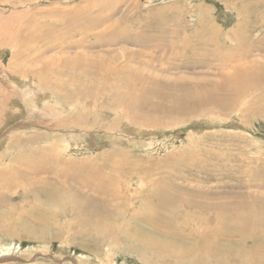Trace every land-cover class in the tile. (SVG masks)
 I'll return each instance as SVG.
<instances>
[{
  "label": "rangeland",
  "instance_id": "1",
  "mask_svg": "<svg viewBox=\"0 0 264 264\" xmlns=\"http://www.w3.org/2000/svg\"><path fill=\"white\" fill-rule=\"evenodd\" d=\"M190 39L199 48L194 58L176 45ZM253 43L261 47L250 50L252 59H243L242 50H249ZM47 49L52 52L42 53ZM232 51L236 57L228 61ZM81 53L97 66L76 65L75 76L66 73L72 80L63 91L61 84L67 80L53 79L49 62L54 58L60 61L58 69L66 70L64 62ZM201 54H208L210 63ZM253 60L255 67H261L260 83L244 82L241 92L229 81L231 71L235 74L246 67L249 74ZM18 69H35L37 79ZM106 72L114 74L109 77ZM130 77L134 86L128 82ZM125 81L129 86L123 85ZM220 83L228 84V89L211 97ZM154 86L158 92H149ZM141 92L149 95V104L135 111L138 122L128 115L125 104L133 93ZM261 93L264 0H0V169L8 171L18 157L19 162L26 157L44 159L43 171L55 175L60 169L71 173L61 162L71 163L82 180L92 168L107 176L115 174L113 199L108 192L106 198L104 192L88 190L83 200L78 183L59 186L53 175H44L41 181L29 169L27 179L42 182L38 185L42 189L61 190L62 199L47 202L44 196L32 194L37 200L27 203L21 197L23 178L21 187L3 192L0 264H180L184 246L190 250L200 230L219 231L226 224L202 225L196 210L183 204L179 220L150 225L153 233L147 237L136 232L139 219L133 211L141 212L144 200L159 203V194L196 200L193 190L206 197L198 201L207 204L211 215L217 205L264 203ZM230 96L228 106L212 107L214 101L226 103ZM144 98L136 100V108ZM139 175H145L146 181ZM17 179L21 181L20 176ZM163 183L175 187L161 190ZM147 189L152 191L149 197ZM118 211L126 212L127 219L120 218ZM78 212L89 220L79 221ZM6 227L12 231L10 236ZM255 240L252 236L250 242ZM165 246L172 251L165 253ZM226 258H221L226 261L223 264H238L231 256ZM263 259L250 254L244 261L264 264ZM196 264L216 263L199 259Z\"/></svg>",
  "mask_w": 264,
  "mask_h": 264
},
{
  "label": "bare ground",
  "instance_id": "2",
  "mask_svg": "<svg viewBox=\"0 0 264 264\" xmlns=\"http://www.w3.org/2000/svg\"><path fill=\"white\" fill-rule=\"evenodd\" d=\"M20 22V21H19ZM27 25V24H26ZM32 27V26H31ZM218 30V29H217ZM215 31V29H214ZM220 32V30H218ZM175 33V32H174ZM177 34V33H175ZM245 37L244 34H241ZM237 36H240L237 34ZM176 37H179V36H176ZM175 37V38H176ZM186 37V36H185ZM194 37H198L197 34H194ZM34 38V37H33ZM240 38V37H239ZM177 39V38H176ZM176 39L174 40V42L176 41ZM187 40V38H181V40ZM142 41V40H141ZM141 41L139 43H141ZM146 41V40H145ZM150 42L151 40H147V42ZM190 41H187L186 43H180V42H177V46L179 45L180 47H182L185 52V54H187L189 52V54L191 55V57H196L195 54V51H197V48L196 46L190 44ZM196 41V40H195ZM198 41V40H197ZM193 42V41H192ZM200 41L198 42H195V43H198L199 44ZM144 42L142 41V44ZM171 43V41H170ZM147 43L145 42V45ZM173 44V43H171ZM144 46V45H143ZM261 47V45H258L257 43H253V44H250V49L248 47L249 50L247 51H243L242 50V58L243 59H252L251 57V52L250 51L251 49L254 51L255 49H259L258 47ZM145 47V46H144ZM147 47V46H146ZM145 47V48H146ZM169 47V46H168ZM144 48V49H145ZM181 48V49H182ZM172 49H175L172 47ZM171 49V50H172ZM177 49V48H176ZM182 49V51H183ZM52 49H47L45 50L44 52L42 51V53H47V51H51ZM55 50V49H54ZM53 50V51H54ZM218 50V49H217ZM52 52V51H51ZM50 52V53H51ZM217 52V51H215ZM220 51H218L217 53L219 54ZM231 51H229L230 53ZM233 53L227 55V60L228 61H232L234 59V56L236 57V55H234V51H232ZM217 53H215L214 55H212L213 57H215L217 55ZM233 54V55H232ZM253 54V52H252ZM44 55V54H43ZM85 54L81 53L79 55H77L78 57L76 58H69L66 60V63L64 62L63 65H65V67L67 68L66 70H59L58 67H59V63L60 61L58 60H54V58H52V61L49 62V65L52 66V69H51V74L53 75V79H57V76L61 79H66L67 82L66 83H62L61 85H64V89L63 91H67V87L69 86L68 83H70V81L72 79H70V77L68 78L67 77V74L66 73H75L77 72L76 69V65L77 66H80V67H83V66H90L93 65V66H97V64H95L94 62L93 63H88V61L85 59L84 57ZM134 55V54H133ZM184 55V54H183ZM193 55V56H192ZM19 58L20 55V52L18 53L17 55ZM131 56V54H130ZM136 56V55H135ZM143 56V55H142ZM26 57V56H25ZM132 57V56H131ZM130 57V58H131ZM190 57V56H189ZM201 57L202 59L206 62V63H210V60H211V57L208 55V54H201ZM222 57V56H220ZM41 58V57H40ZM56 58V57H55ZM68 58V57H67ZM97 58V57H96ZM188 58V57H187ZM217 58H219V56H217L216 58H213V61H215L214 59L218 60ZM20 59V58H19ZM63 59V58H62ZM98 59V58H97ZM100 59V58H99ZM221 59V58H220ZM223 59V58H222ZM249 59V60H250ZM42 60V58H41ZM105 60V59H104ZM225 60V59H224ZM249 60H246V61H249ZM39 61V59H38ZM212 61V62H213ZM223 61V60H222ZM222 61H221V64H222ZM41 62V61H40ZM113 62V60H112ZM219 62V61H218ZM224 62V61H223ZM227 62V61H226ZM225 62V63H226ZM127 63V62H126ZM216 63V62H215ZM231 64V63H229ZM215 65V64H214ZM220 65V64H219ZM20 66V65H18ZM62 66V64H61ZM121 69L123 67H125L126 65H121ZM243 66V65H242ZM14 67V66H12ZM63 67V66H62ZM91 67V66H90ZM100 67V66H99ZM220 67V66H219ZM226 67V66H224ZM248 67H250V72L248 74L247 72V69L246 67H241L239 68L235 74L233 71H231V74H230V78H229V81L231 83H235L237 88L239 89V91H243L244 88H243V83L246 82V83H250V84H253V85H258L260 83V80L258 78V72L261 70V67L258 65L255 67V62L254 60L248 64ZM48 68V67H47ZM61 68V67H60ZM64 68V67H63ZM69 68V69H68ZM74 68V69H73ZM86 68V67H85ZM232 68V67H230ZM233 68H238V67H235L233 66ZM80 69V68H79ZM83 69V68H82ZM19 70V69H18ZM106 70V69H105ZM21 71L22 74H25V75H28V76H31V77H35L37 74L35 72V69H28V70H19ZM125 71H127L125 69ZM82 72V71H81ZM112 72V71H111ZM123 72V71H122ZM15 73V71H14ZM90 73V72H89ZM126 73V72H125ZM105 74V72H104ZM114 73H109V72H106V75L111 77ZM122 74V73H121ZM20 75V74H19ZM69 75V74H68ZM76 74H74L73 76H75ZM79 75V74H78ZM96 75V74H95ZM125 75V74H124ZM124 75H121V76H124ZM132 75V74H131ZM40 76H45L44 74H41L40 73ZM82 76H83V73H82ZM87 76V75H85ZM142 76V75H140ZM249 76V77H248ZM77 77V76H76ZM89 77V76H88ZM96 77V76H95ZM103 77V75L101 76ZM143 77V76H142ZM248 77V78H247ZM37 79V77H35ZM74 79V78H73ZM102 79V78H101ZM106 79V78H105ZM141 79V77H140ZM153 78H151L150 80H152ZM81 80H82V77H81ZM80 80V81H81ZM91 80V79H90ZM94 80V79H93ZM110 80V79H109ZM87 81V79H86ZM92 81V80H91ZM95 81V80H94ZM100 81V80H98ZM97 81V83H98ZM102 81V80H101ZM154 81V79H153ZM129 83H132L133 80L132 78L130 77V81H128ZM128 82L125 81V84L123 85H126V86H129L128 85ZM152 82V81H151ZM74 83V82H73ZM91 83V82H90ZM96 83V82H95ZM123 83V82H122ZM146 83V82H145ZM57 84V83H56ZM55 84V87H59L60 85H56ZM68 84V86H66ZM86 84V82H85ZM118 84L121 85V83L118 82ZM73 85V84H72ZM98 85V84H97ZM133 85V83L131 84ZM130 85V86H131ZM75 86V85H74ZM105 86V85H104ZM134 86V85H133ZM228 84L226 83H220L219 85L216 86V89H214L215 93H211V97H215L216 96V93H222L224 91H226L228 89ZM88 87V86H87ZM101 87V86H100ZM140 87V86H139ZM215 87V86H213ZM92 88V87H91ZM141 88V87H140ZM162 88V87H161ZM90 89V88H89ZM107 89V88H106ZM104 89H102V92H103ZM142 90V89H141ZM251 90V89H249ZM89 91V90H88ZM5 92V91H4ZM149 92H154V93H157L158 92V89L154 86L151 90H149ZM96 93V92H95ZM91 94L89 93V95H91L92 97H95L96 94ZM100 93V92H99ZM142 93V94H141ZM140 94H135L133 93V98L130 99V100H127L126 102V106L125 108H129V110L127 111L128 115H132V117L134 118V120H137L138 121V117L136 115V112H138L137 110H144L145 108H147L148 106V102H146L147 100V96L146 94H143V92H141ZM70 95V94H69ZM74 96V94H72ZM70 95V97L73 98V96ZM154 94H152L151 96H153ZM75 99H79L77 97V95H75ZM144 96V100H143V103L136 108V100H139L138 98L139 97H142ZM233 96V95H232ZM232 96H230L229 100L226 102V103H220V101L222 100H218V101H214V105H212V107L214 106L215 108H218L220 109L221 107H226L229 105V103L231 102V98ZM237 97H239L237 95ZM5 98V97H3ZM240 98V97H239ZM263 102H264V94L261 93V97H259ZM7 99V98H6ZM237 98H234V100H236ZM150 100V99H149ZM226 100L223 99V101ZM121 101V100H120ZM210 101H213L212 99ZM209 101V102H210ZM2 102V101H1ZM80 102V101H79ZM89 102V100L87 101ZM206 102V101H205ZM5 104V103H3ZM96 104V103H95ZM103 104V103H102ZM110 104H112V102H110ZM123 105V102L121 103ZM80 105V104H79ZM90 105V104H89ZM87 106V104H86ZM92 106V105H91ZM96 106V105H95ZM90 107V106H89ZM91 109V108H90ZM90 111V110H89ZM136 111V112H135ZM140 114V113H139ZM71 117V116H70ZM139 122V121H138ZM23 123V122H22ZM117 133V132H116ZM52 161V160H51ZM43 163H44V159H36V158H22L21 162H19V157L16 159L15 163L13 164V166L11 167V169H9L8 171H4L3 168L0 169V199L4 196L3 192H8V191H13L12 189L16 188V187H21L23 185L22 183V180L25 179V185L23 186L24 188L22 189L23 191L25 190V192L21 195L22 199L25 200L27 203L29 201H33V200H37V199H32L30 195L32 194H37V197H41V196H44V199H46L45 201L49 200L50 202H55L56 200H59L60 197H59V194L62 192L61 190L57 189L54 190V189H42L43 187H40L38 185H42L41 183L42 182H39L38 183V180L40 179L42 181V176L44 175H53L55 178L54 182H56L59 186L60 185H65L67 183H71V184H75L77 185V183L79 185H81V190L78 192V195L83 198V200H85V195L84 193H87V191H91V192H94L95 194H104L106 193V198H107V194H108V197L111 198L112 194L111 192H113V190H111V186L114 185L112 183V179L114 178L115 174L112 175V176H107V175H104L103 173L101 172H98L96 171L95 169L92 168V170L90 171V174H87L85 180H82V179H78V175H77V169L75 170L72 166V164L68 163V162H61L60 165L63 167V168H66L71 170V173L70 172H65V170H59L58 173H56L57 175L55 174H52L51 172L46 171L44 172L43 170ZM55 163V162H54ZM54 165V164H52ZM50 165V167L52 166ZM116 164L113 166L115 168ZM117 167V166H116ZM55 170L57 167H54ZM77 168V167H76ZM79 168V167H78ZM32 172V175L35 176L37 180V183H36V180L35 179H32L29 180L27 179V172L29 171ZM53 169V168H52ZM51 169V170H52ZM53 170V173L54 171ZM79 173V172H78ZM137 173V172H136ZM143 173V172H142ZM81 174V173H80ZM138 174V173H137ZM146 174V173H145ZM149 174V173H148ZM85 176V174H83ZM82 175V177H83ZM134 175V174H133ZM20 176L21 177V181H19L17 179V177ZM149 176V175H148ZM47 177V176H46ZM45 177V178H46ZM118 177V176H117ZM141 181H146V178H145V175H139L138 176ZM152 177V176H151ZM23 178V179H22ZM44 178V180L46 181V179ZM50 179L48 178V181ZM63 180V182H62ZM47 181V182H48ZM116 181V180H115ZM114 181V183H115ZM118 181V180H117ZM120 181V180H119ZM124 182V181H123ZM148 182V180H147ZM166 182V181H165ZM48 183H51L50 181ZM45 184V182H44ZM47 184V183H46ZM48 185H51V184H48ZM146 185H149V184H146ZM52 186V185H51ZM108 186V187H107ZM30 187V189L28 188ZM80 187V186H79ZM175 186L173 184H167V183H163L162 185V189L161 190H168L169 188H174ZM62 188V186H61ZM65 188V187H64ZM83 188V189H82ZM114 189V186L112 187ZM179 188V187H178ZM177 188V189H178ZM180 189V188H179ZM21 190V191H22ZM63 190V189H62ZM148 190V197L151 196L152 194V191L147 189ZM160 190V189H159ZM175 190V189H174ZM181 190V189H180ZM179 190V191H180ZM151 191V192H150ZM154 191V190H153ZM157 191V190H156ZM178 191V192H179ZM193 195L195 197L196 200L194 199H191L189 201H182V199L178 196V195H175V191H174V195L168 197L167 195H158L159 197L158 200L160 201H157L159 203H151V201H145L144 200V204H142L141 206L143 207L141 209V212L140 210H137V211H133V217H136L139 219V223L137 222V225L135 226V228L137 229L136 232L139 233L140 235H143L146 234L145 236L149 237L151 236V233H153L152 229L149 230L150 228V225H153L154 223L156 222H161L163 219H165L167 222H175L177 221V219L179 220L178 218V214L180 213V211L182 210L181 209V206L183 204H187V206L190 208V209H194L196 210L195 211V215H199L202 219H200V223L202 225H209L211 223H217L218 222H224L226 224V227L224 229H221V230H215L213 232H207L208 229H202L198 232L197 234V237H196V242L193 244V246L190 248V250L186 249V247L184 246L183 243H180V247L182 248L184 246V251L183 253L181 254V258H180V264H196L197 261L199 259H202V260H206V261H211L213 263H224L226 261L228 256H231L236 262H238V264H245L246 261H244L245 258H247L250 254H252L254 257H263L264 258V240L262 239V237H264V203H259V202H256L254 204H250V206H244L242 207L241 205H238V204H235V203H228L229 205H224V206H216L218 208H216L214 211V214L211 215L210 213L208 214V210L206 208V205L203 204V202H200L198 201L199 198L202 199H205L206 197H204L203 195L201 196L200 193H198L197 191L193 190ZM66 191H64V194H65ZM108 192V193H107ZM158 192V191H157ZM160 192V191H159ZM162 192V191H161ZM164 192H167V191H164ZM162 192V193H164ZM177 192V191H176ZM63 193V192H62ZM93 193V194H94ZM156 193V192H155ZM170 193V192H169ZM88 194V193H87ZM117 195V193H114ZM147 194V193H146ZM168 194V193H167ZM205 194V193H204ZM91 196V195H90ZM89 196V198H90ZM120 196V195H118ZM210 196V195H209ZM212 196V195H211ZM98 197V196H97ZM147 197V198H148ZM214 197V196H212ZM65 198V197H64ZM79 198V199H81ZM88 198V197H87ZM88 198V199H89ZM96 198V196H95ZM100 198V197H99ZM119 198V197H118ZM155 198V197H154ZM190 198V197H189ZM193 198V196H192ZM237 198V197H236ZM62 199V197H61ZM70 199V198H69ZM92 199V198H91ZM104 199V198H103ZM113 199V198H111ZM120 199V198H119ZM125 199V198H124ZM240 199V198H238ZM116 200V199H115ZM147 200V199H146ZM152 200V199H151ZM47 201V202H49ZM71 201H74V200H71ZM80 201V200H79ZM79 201H77L79 203ZM95 201V200H94ZM102 201H105V200H102ZM110 201V200H108ZM114 201V200H113ZM112 201V202H113ZM203 201V200H202ZM68 202V201H67ZM76 202V201H75ZM76 202V203H77ZM142 203V202H141ZM205 203V202H204ZM215 203V202H214ZM83 204V203H82ZM73 205V204H72ZM74 206V205H73ZM53 207H57V206H53ZM123 207V206H122ZM72 208V207H71ZM78 208V207H77ZM118 208V207H117ZM115 208V210L117 209ZM120 208V207H119ZM124 208V207H123ZM126 208V207H125ZM141 208V207H140ZM58 209V207L56 208ZM81 211V208L80 210ZM107 211V210H106ZM153 211H155L157 214L156 215H153ZM82 212V211H81ZM85 212V209H83V213ZM120 214H119V213ZM115 212V213H118L120 216V218L122 216L126 218V212ZM151 212V213H150ZM222 212H225V214L223 215V217H221V213ZM79 213V212H78ZM166 213H169L170 215L168 217L165 216ZM234 213V214H233ZM79 215V221L81 220H87L88 217L86 218H82L80 213L78 214ZM131 215V214H130ZM4 216L5 214L3 212H0V222L1 224L3 223L4 221ZM97 217V216H96ZM100 217V216H99ZM117 217V216H116ZM90 218V217H89ZM58 219V218H57ZM55 219V221L57 220ZM124 219V220H125ZM133 219V218H132ZM52 220V219H51ZM89 220V219H88ZM94 220V219H92ZM116 220V218H115ZM120 221H124L123 219H119ZM59 221V220H58ZM87 222V221H86ZM130 222V221H129ZM142 222V223H140ZM55 223V222H54ZM58 223V222H57ZM56 223V224H57ZM116 223V222H115ZM125 223V222H124ZM117 224V223H116ZM130 224V223H129ZM47 225V224H46ZM87 225V224H86ZM230 225H235L234 227H230ZM224 226V225H223ZM43 227V226H42ZM87 227V226H86ZM84 228V227H83ZM96 228L98 229V225H96ZM144 228V229H143ZM47 229V228H46ZM95 230V232L97 231L98 234L100 233L99 230ZM6 234H8L9 236L12 234V231L9 229V228H4ZM88 230V229H87ZM85 231V229L83 230ZM91 231V230H89ZM94 231V230H93ZM86 232V231H85ZM84 232V233H85ZM102 233V232H101ZM206 233V234H205ZM111 234V233H110ZM122 234V233H121ZM92 231L91 232H88V236H92ZM101 235V234H100ZM140 235H138L140 237ZM96 235H94L93 237H95ZM252 236L256 239L255 241L253 242H250ZM142 237V236H141ZM177 242H179V239L177 237H175ZM221 238V239H220ZM174 241V240H173ZM169 242V241H168ZM152 246V245H151ZM135 248V247H134ZM155 248V247H153ZM156 249V248H155ZM155 249H152L151 252L153 253ZM164 249L166 250V252H171L172 250H169L167 248V246L164 247ZM175 250H178L177 248H173ZM144 250V249H143ZM141 251V250H140ZM147 251V250H145ZM179 251V250H178ZM182 251V250H181ZM159 255V251L157 250L156 251ZM196 252V253H195ZM141 253V252H140ZM176 254V253H175ZM174 254V255H175ZM146 255V254H145ZM177 255V254H176ZM175 255V256H176ZM200 255V256H199ZM204 255V256H202ZM144 256V255H143ZM148 256V254H147ZM198 256V257H196ZM149 257V256H148ZM224 257V260H221V258ZM264 262V259L262 260Z\"/></svg>",
  "mask_w": 264,
  "mask_h": 264
}]
</instances>
